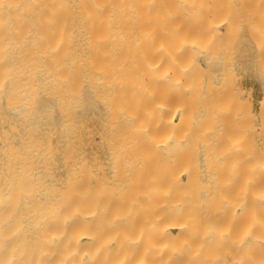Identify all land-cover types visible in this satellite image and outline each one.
I'll return each mask as SVG.
<instances>
[{
	"label": "bare ground",
	"instance_id": "bare-ground-1",
	"mask_svg": "<svg viewBox=\"0 0 264 264\" xmlns=\"http://www.w3.org/2000/svg\"><path fill=\"white\" fill-rule=\"evenodd\" d=\"M250 42L264 0H0V264H264Z\"/></svg>",
	"mask_w": 264,
	"mask_h": 264
},
{
	"label": "rangeland",
	"instance_id": "rangeland-1",
	"mask_svg": "<svg viewBox=\"0 0 264 264\" xmlns=\"http://www.w3.org/2000/svg\"><path fill=\"white\" fill-rule=\"evenodd\" d=\"M251 45H252V43L247 45V47H246L247 51L245 52V54H249V56H250V60H249V56L247 55L248 56L247 60L249 62H246L245 58L247 56L244 55L245 60L243 59V62L240 64L241 67L240 66L236 67L235 72L237 75L238 83H239V85L242 86V88H241V86H240V88L244 89V90H242V95H243L242 97L244 100V104L246 105V108L248 109L247 111H249V109H250V113H248V112L245 113V115L247 117L246 121H247V123H249V125H248L249 128H248L246 136H247L248 142H250V143L252 142V144H249V145L250 146H256V145L264 142V112H262L259 109L260 101L264 97V71H263L264 68H263V70L261 68V66L264 67V65H262L264 63V50H262L263 55L261 54L262 51L260 52V51L254 49V52H253L251 50V48L253 46L251 47ZM248 46L251 48H249ZM250 51H252L253 53H251ZM260 57H262V58H260ZM258 58L262 59V60H259ZM261 61H263V62H261ZM239 76L240 77L242 76V77L240 78ZM248 116H249V119H248ZM249 120H250V122H248ZM260 127L262 129H260ZM253 130H254V132H253ZM250 133L254 134L253 135L254 137Z\"/></svg>",
	"mask_w": 264,
	"mask_h": 264
}]
</instances>
